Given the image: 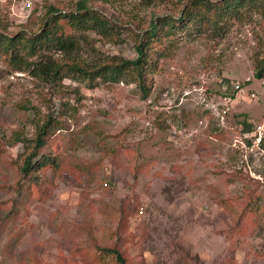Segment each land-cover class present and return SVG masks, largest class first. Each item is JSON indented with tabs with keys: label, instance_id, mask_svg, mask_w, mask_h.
Wrapping results in <instances>:
<instances>
[{
	"label": "rangeland",
	"instance_id": "rangeland-1",
	"mask_svg": "<svg viewBox=\"0 0 264 264\" xmlns=\"http://www.w3.org/2000/svg\"><path fill=\"white\" fill-rule=\"evenodd\" d=\"M79 1L0 0V33L34 32L49 5ZM86 1L136 33L186 2ZM124 35L96 37L98 52L82 59H136ZM167 45L147 99L133 83L71 79L55 94L0 52V264H117L100 247L126 264H264V80L254 78L264 16L245 12L221 37L190 28ZM60 101L66 129L42 152L57 151L61 168L26 176L23 140Z\"/></svg>",
	"mask_w": 264,
	"mask_h": 264
},
{
	"label": "trees",
	"instance_id": "trees-1",
	"mask_svg": "<svg viewBox=\"0 0 264 264\" xmlns=\"http://www.w3.org/2000/svg\"><path fill=\"white\" fill-rule=\"evenodd\" d=\"M245 12L264 16V0H186L177 16L155 18L144 32L136 33L114 22L101 10L90 7L86 0L79 1L75 9L69 12L49 5L36 31L21 32L13 37L0 33V52L11 67L29 73L50 86L55 94H65L67 91L63 82L71 79L104 86L133 83L138 86L142 97L147 99L152 88L150 75L158 71L159 61L170 50V45H167L169 41L190 28L198 36H224ZM124 30H129L134 38L138 54L136 59L111 57L107 61L99 59L89 64L82 59L85 54L98 52L96 37L117 44L126 42ZM57 54L65 57V61L57 59ZM254 78L264 80V56L257 61ZM225 82L230 85L229 80ZM69 108L68 103L60 101L58 108L52 109L36 123V138L23 140L30 151L22 168L26 176L45 168L55 171L61 168L57 151H42L52 147L56 133L66 129L62 118L68 114ZM23 109L36 115L35 107L26 106ZM243 125L244 133L254 132V127L247 120L243 121ZM248 144L251 145L252 141H248ZM29 178V185L37 187L35 178ZM99 250L102 252L101 258L105 259L107 255L117 264H126L118 250L104 247Z\"/></svg>",
	"mask_w": 264,
	"mask_h": 264
},
{
	"label": "built area",
	"instance_id": "built-area-1",
	"mask_svg": "<svg viewBox=\"0 0 264 264\" xmlns=\"http://www.w3.org/2000/svg\"><path fill=\"white\" fill-rule=\"evenodd\" d=\"M238 88V87H237ZM239 89V88H238ZM264 92V90H263ZM263 141V135L261 133H259V136L257 137V140H256V144L258 143H261Z\"/></svg>",
	"mask_w": 264,
	"mask_h": 264
}]
</instances>
